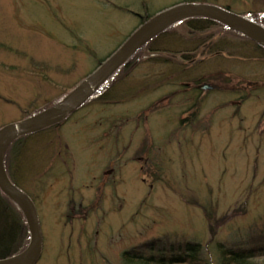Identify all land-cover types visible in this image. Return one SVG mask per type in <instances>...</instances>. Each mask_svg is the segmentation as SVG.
Masks as SVG:
<instances>
[{
  "label": "rangeland",
  "instance_id": "374dc122",
  "mask_svg": "<svg viewBox=\"0 0 264 264\" xmlns=\"http://www.w3.org/2000/svg\"><path fill=\"white\" fill-rule=\"evenodd\" d=\"M185 1L0 0V130L62 100L141 17ZM211 3L256 22L264 14V0ZM209 34L234 56L197 52L183 83L180 56L156 55L163 63L143 50L112 81L111 104L88 102L20 159L42 231L38 264H121L157 239L169 249L264 229V59L240 56L250 45L223 29ZM24 221L0 192V241L11 247Z\"/></svg>",
  "mask_w": 264,
  "mask_h": 264
},
{
  "label": "trees",
  "instance_id": "16d2710c",
  "mask_svg": "<svg viewBox=\"0 0 264 264\" xmlns=\"http://www.w3.org/2000/svg\"><path fill=\"white\" fill-rule=\"evenodd\" d=\"M212 1L213 0H189L185 2L213 4L211 3ZM225 8L227 10H231L229 7ZM154 15L155 14H146L145 17L151 18ZM257 17L260 18L261 22L264 24V18L261 15ZM144 18H142L143 22L141 24L144 23ZM178 28H180L182 32L177 31L176 29ZM214 28H219L222 30L224 27L209 19H190L183 22L182 25L178 26L177 28H171L161 33L152 41H150L141 51L144 50V52L146 51L148 55H154L152 57L160 61H163L164 59H161L156 55L175 54L180 56L183 61L182 63L193 62L197 52H199V55L220 53L228 54L231 57L234 56L233 46H231V48L228 46L227 42L221 39H218V41L212 40V35L209 33ZM225 31L231 35L244 39L237 33L228 31L226 29ZM175 37L187 39L188 42H193L194 46L192 48H177L179 46L174 44L176 42V40L174 41ZM244 40L250 45V48H246L249 49L247 52L248 54L244 52L242 57L245 56L244 58L257 60L264 59L263 48L251 41H248L247 39ZM243 47L244 46H240V48ZM136 56L119 71L115 79H118L119 77L121 78V76L124 75H129V73L137 64ZM107 58L100 60L99 65ZM166 62H170V60L163 61V63ZM175 65L180 66L178 62H176ZM187 68L189 67L186 64L181 66L182 70L179 74L182 76L183 80L187 78ZM194 82L196 84L200 83L197 80ZM108 90L111 91V86L98 96V98L101 97L103 104H105V102L108 103L107 101L109 100L111 102L114 100L112 96L114 95L115 91L109 95L110 91L107 92ZM92 102L93 101L90 103ZM34 114L35 113L29 115L28 117ZM53 130L54 128H50L41 133L18 139L7 150L5 156L6 170L10 179L18 187L23 189L19 180L18 171L20 159L30 156V151L37 147L38 143H40L44 138V135H48L47 133L52 132ZM208 217L210 222H212L211 215ZM21 226L22 230L19 231L18 227L15 230L12 241L13 245L11 247L5 239L0 241V259L13 256L23 250L24 242L29 240V232L26 224H21ZM121 264H264V229L256 228L248 236H234L233 239L227 241H212L208 245H203L196 240H180L177 245L172 244L169 249L167 248V245H165L163 239H157L145 243L140 248L125 251L122 254Z\"/></svg>",
  "mask_w": 264,
  "mask_h": 264
},
{
  "label": "water",
  "instance_id": "95a60500",
  "mask_svg": "<svg viewBox=\"0 0 264 264\" xmlns=\"http://www.w3.org/2000/svg\"><path fill=\"white\" fill-rule=\"evenodd\" d=\"M204 18L235 31L264 48V28L228 10L207 4L185 3L165 9L141 25L122 45L57 105L0 130V191L22 211L30 241L26 249L0 264H37L43 251V237L33 200L9 178L5 155L17 139L32 135L64 121L99 91L148 42L170 27L189 19Z\"/></svg>",
  "mask_w": 264,
  "mask_h": 264
},
{
  "label": "flooded vegetation",
  "instance_id": "af4514ba",
  "mask_svg": "<svg viewBox=\"0 0 264 264\" xmlns=\"http://www.w3.org/2000/svg\"><path fill=\"white\" fill-rule=\"evenodd\" d=\"M201 87V86H200Z\"/></svg>",
  "mask_w": 264,
  "mask_h": 264
}]
</instances>
